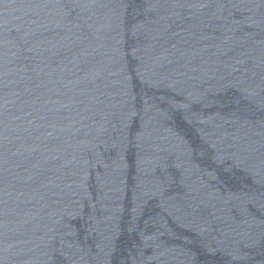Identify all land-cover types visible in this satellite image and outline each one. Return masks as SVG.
I'll return each mask as SVG.
<instances>
[{"label":"water","instance_id":"water-1","mask_svg":"<svg viewBox=\"0 0 264 264\" xmlns=\"http://www.w3.org/2000/svg\"><path fill=\"white\" fill-rule=\"evenodd\" d=\"M0 264H264V0H0Z\"/></svg>","mask_w":264,"mask_h":264}]
</instances>
